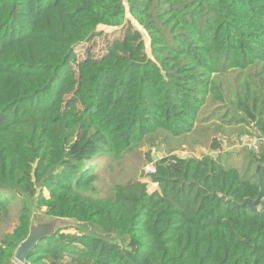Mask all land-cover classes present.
<instances>
[{"label": "trees", "instance_id": "obj_1", "mask_svg": "<svg viewBox=\"0 0 264 264\" xmlns=\"http://www.w3.org/2000/svg\"><path fill=\"white\" fill-rule=\"evenodd\" d=\"M245 137L250 173L223 161ZM36 209L83 228L30 264H264V0H0V264Z\"/></svg>", "mask_w": 264, "mask_h": 264}, {"label": "rangeland", "instance_id": "obj_2", "mask_svg": "<svg viewBox=\"0 0 264 264\" xmlns=\"http://www.w3.org/2000/svg\"><path fill=\"white\" fill-rule=\"evenodd\" d=\"M111 30L112 29H109L107 31L111 32ZM145 37H146L147 44H148L149 39H148L147 34H145ZM101 41H102V39H100V38L96 40V42H95L96 47L94 48V51H97L101 47V44H102ZM88 45L90 46L91 44H88ZM87 46H85V45L81 46L77 50L79 52V57L85 56ZM195 139H198L197 136L196 137L194 136L189 140L179 142L180 147L176 150V153H178L181 156L192 155L193 157L203 158L205 160L209 159L208 149L206 150V147L203 146V143L201 141L198 142ZM194 140H195V142H192ZM254 141H256V140L253 138L245 137L243 146L234 147L233 143H231L230 145L226 144L224 146V147H226V149H225L226 151H224V152L228 153L230 155H227L223 158L224 163L227 166H232V167L238 168L240 170V172H244L246 169H249L250 168L249 159H248L246 154H247V152H249L250 149L254 150V148H253L254 147L253 146ZM160 145L165 149H168L169 147L176 148L175 147V145H176L175 141L170 143L169 146H164L162 143H160ZM236 145H239V144H236ZM145 152H146V148L142 147V148L136 150V152L131 157H129V159L125 160L122 164L117 166L116 174L118 175V177L116 179L118 180V182H127L131 178L140 177L141 173L143 171H149L148 166L150 165V163H146ZM152 152H155V147L152 149ZM217 155H221V153H218ZM248 172L249 173L252 172V169L251 170L249 169ZM105 186H106V183H102L101 185H98L97 188H99L101 190V193H102L105 190ZM156 187H157L156 184H150L149 189L154 190V189H156ZM42 211L36 209L34 211V214L37 215L38 217L44 216V213ZM77 223H79V222H77ZM81 228H83V226H81ZM94 231H96V230H94Z\"/></svg>", "mask_w": 264, "mask_h": 264}, {"label": "water", "instance_id": "obj_3", "mask_svg": "<svg viewBox=\"0 0 264 264\" xmlns=\"http://www.w3.org/2000/svg\"><path fill=\"white\" fill-rule=\"evenodd\" d=\"M154 159L158 160L159 156L155 154ZM229 199L233 200V197H229ZM261 199L262 190H260L256 199L251 197L245 198L242 205H248L252 210H257ZM77 222V220L68 217H58L45 214L44 216L38 217L33 214L29 234L23 241L20 242L15 250L14 260L20 264H30L29 255L40 240L54 235L58 230L73 228L76 226L81 227L82 223Z\"/></svg>", "mask_w": 264, "mask_h": 264}, {"label": "built area", "instance_id": "obj_4", "mask_svg": "<svg viewBox=\"0 0 264 264\" xmlns=\"http://www.w3.org/2000/svg\"><path fill=\"white\" fill-rule=\"evenodd\" d=\"M258 145H259V143H258L257 140L253 142V146H254L256 149H258ZM148 169H149L150 172L155 171V165H154L153 163H151V164L148 166Z\"/></svg>", "mask_w": 264, "mask_h": 264}, {"label": "crops", "instance_id": "obj_5", "mask_svg": "<svg viewBox=\"0 0 264 264\" xmlns=\"http://www.w3.org/2000/svg\"><path fill=\"white\" fill-rule=\"evenodd\" d=\"M225 145H226V144H224L223 146H225ZM233 146H234V145H233ZM234 147H239V146H236V145H235ZM224 149H226V147H224ZM224 151H226V150H223L222 152H224ZM14 264H20V263H18L17 261L14 260Z\"/></svg>", "mask_w": 264, "mask_h": 264}]
</instances>
